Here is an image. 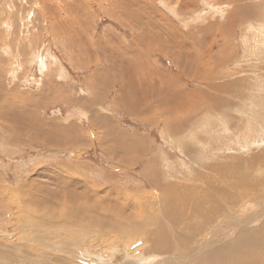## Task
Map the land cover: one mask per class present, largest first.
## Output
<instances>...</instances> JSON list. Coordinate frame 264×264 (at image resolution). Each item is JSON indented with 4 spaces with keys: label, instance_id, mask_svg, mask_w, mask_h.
<instances>
[{
    "label": "rangeland",
    "instance_id": "obj_1",
    "mask_svg": "<svg viewBox=\"0 0 264 264\" xmlns=\"http://www.w3.org/2000/svg\"><path fill=\"white\" fill-rule=\"evenodd\" d=\"M183 1L0 0V264H264V9Z\"/></svg>",
    "mask_w": 264,
    "mask_h": 264
},
{
    "label": "crops",
    "instance_id": "obj_2",
    "mask_svg": "<svg viewBox=\"0 0 264 264\" xmlns=\"http://www.w3.org/2000/svg\"><path fill=\"white\" fill-rule=\"evenodd\" d=\"M253 2L258 5L257 13H258V11H260L259 7L261 9H264V6L261 3L262 0H252V3ZM238 4H240V3H238ZM249 5H250L249 2L245 4L244 11H246V9L249 8ZM188 6L189 7L190 6L193 7L194 6V1L193 0H184L183 3L180 4V6H178V10H179V13H181V16L178 17V19L176 21V25H174L176 27V30L174 32V35H176V37L179 36V32L180 31H185L186 30V33L187 34L194 33V23H191V21H189L190 15L187 14V12H188ZM241 8H243V7H241V5H239V12H240ZM244 14H246V13L244 12ZM249 15H250V17L252 19L254 18L251 14H249ZM177 16H179V15H177ZM256 21L259 22L257 18H256ZM171 22H173V21H171ZM261 27H262V25L260 24V27H258V29H261ZM253 33L254 34H259L258 32H253ZM187 37H189V36L187 35ZM169 41L173 45L182 46V44H181V42H180L179 39L178 40L176 39V41H175L174 39L170 38ZM195 46H197V43H195ZM144 68H147L148 71L150 70L148 68V65L144 66ZM133 78L134 77H131L130 78V81H132Z\"/></svg>",
    "mask_w": 264,
    "mask_h": 264
},
{
    "label": "bare ground",
    "instance_id": "obj_3",
    "mask_svg": "<svg viewBox=\"0 0 264 264\" xmlns=\"http://www.w3.org/2000/svg\"><path fill=\"white\" fill-rule=\"evenodd\" d=\"M238 2H240V0H238ZM249 3H250V5H249V8L248 9H246V11H245V13L247 14H251L253 17L257 14V8H258V5L256 4V3H252V0H249ZM262 5L264 6V0H262ZM180 6V5H179ZM255 18V17H254ZM255 20H256V18H255ZM258 26V25H257ZM260 26V25H259ZM259 55V54H258ZM226 90V89H225ZM200 97V96H199ZM169 101V100H168ZM167 101V102H168ZM263 101V100H262ZM225 108V107H224ZM258 144V143H257ZM71 183V182H70ZM76 184V183H75ZM62 185V184H61ZM81 186V185H80ZM88 186V185H87ZM69 189V188H68ZM72 189V188H71ZM77 189V188H76ZM74 190V189H73ZM92 192H93V194L95 193L94 192V189H92L91 190ZM91 192V193H92ZM75 195V194H74ZM77 197V196H76ZM88 197L90 198V196H89V192H88ZM96 197V195H94V198ZM82 198H86V196H83V194H82ZM81 198V199H82ZM79 200H80V198H78ZM78 200V201H79ZM83 200V199H82ZM85 200V199H84ZM95 200H97V198L95 199ZM72 201H74V200H72ZM92 200H90V202H91ZM98 201V200H97ZM100 201V200H99ZM99 203V202H98ZM90 204V203H89ZM61 205H62V203H61ZM78 205V204H77ZM91 205V204H90ZM255 205V204H254ZM66 206H68V205H66ZM95 206V205H94ZM113 206V205H112ZM116 206V205H115ZM248 206V205H247ZM69 207V206H68ZM79 207H77V208H75L74 210H76V209H78ZM91 208V207H90ZM93 209V208H92ZM99 209H102V208H100L99 207ZM116 209V208H115ZM243 209V208H242ZM103 210V209H102ZM109 210H110V208H109ZM246 210H248V209H246ZM55 211V210H54ZM53 211V212H54ZM83 211V210H82ZM104 211V210H103ZM114 211V210H113ZM60 212V211H59ZM76 212V211H75ZM83 212H85V211H83ZM100 213H101V211H99ZM108 212V211H107ZM116 212V211H115ZM114 212V213H115ZM96 213V212H95ZM103 214V213H102ZM101 214V215H102ZM111 215H112V211H111V213H110ZM228 214V213H227ZM248 215V214H247ZM252 215V214H251ZM58 216H60V215H58ZM64 216V215H63ZM85 216H86V214H85ZM90 216V215H89ZM88 216V217H89ZM92 216V215H91ZM108 216V215H107ZM115 216H116V214H115ZM245 216V215H244ZM69 217V216H68ZM81 217H83V216H81ZM223 217V216H222ZM254 217H255V214H253V216L252 217H250V218H253L254 219ZM33 218V217H32ZM224 218V217H223ZM58 219V218H57ZM89 219V218H88ZM88 219H86V220H88ZM92 219V218H91ZM91 219L90 220H88V221H90L91 222ZM74 220V219H73ZM55 221V220H54ZM77 221V220H76ZM231 221H233V220H231ZM56 222H59V221H56ZM79 225H83L82 224V222H80V221H78L77 222ZM226 223H227V221H226ZM232 223V222H231ZM62 224V223H61ZM223 224H225V223H223ZM228 224H229V222H228ZM55 226V225H54ZM59 226V225H58ZM93 226V225H92ZM222 226V225H221ZM220 226V227H221ZM219 227V226H218ZM61 228V227H60ZM63 228V227H62ZM61 228V229H62ZM82 228V227H81ZM89 228V227H88ZM84 229V228H83ZM90 229V228H89ZM88 229V230H89ZM214 229V228H213ZM91 230V229H90ZM89 230V231H90ZM211 231H212V229H211ZM85 232H88L87 230L85 231ZM218 233V232H217ZM217 233H215V230L213 231V232H211V234L213 235V234H217ZM86 234H88V233H86ZM219 234V233H218ZM85 235V234H84ZM220 235V234H219ZM77 237H79V236H77ZM58 238V237H57ZM80 239V238H79ZM78 239V240H79ZM204 246V245H203ZM123 248H125V247H123ZM170 250H171V248H170ZM172 251V250H171ZM216 254V253H215ZM152 255V254H151ZM213 257H214V255H212ZM125 257V256H124ZM206 258H208V257H206ZM171 259H174V258H171ZM243 258H241V259H239V260H241L242 262H243V260H242ZM168 260H170L169 258H166V259H161L160 261H158L157 260V262H158V264H166L167 262H168ZM174 260H176V259H174ZM207 260V259H206ZM209 263L211 262L212 264H220L219 263V261H218V256H217V254L215 255V258H214V261H212V258H210V260H207ZM162 262V263H161ZM200 262V263H199ZM198 263H195V264H204V263H202L201 261H199ZM147 263V262H146ZM210 263V264H211ZM150 264V263H149ZM244 264V263H243Z\"/></svg>",
    "mask_w": 264,
    "mask_h": 264
}]
</instances>
